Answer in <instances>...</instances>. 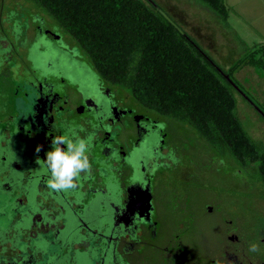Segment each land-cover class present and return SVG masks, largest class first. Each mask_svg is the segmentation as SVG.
I'll return each instance as SVG.
<instances>
[{
  "label": "flooded vegetation",
  "instance_id": "obj_1",
  "mask_svg": "<svg viewBox=\"0 0 264 264\" xmlns=\"http://www.w3.org/2000/svg\"><path fill=\"white\" fill-rule=\"evenodd\" d=\"M186 127L196 132L102 76L41 10L7 9L0 264H264L261 161L185 136ZM73 131L90 138V168L75 189L53 191L44 160L53 139Z\"/></svg>",
  "mask_w": 264,
  "mask_h": 264
},
{
  "label": "trees",
  "instance_id": "obj_2",
  "mask_svg": "<svg viewBox=\"0 0 264 264\" xmlns=\"http://www.w3.org/2000/svg\"><path fill=\"white\" fill-rule=\"evenodd\" d=\"M90 58L98 72L142 104L193 128L235 157L264 155L238 112L232 76L250 52L222 68L152 0H32ZM227 20L225 0H200ZM264 55V46L259 50ZM264 72V57L256 58ZM263 67V68H261Z\"/></svg>",
  "mask_w": 264,
  "mask_h": 264
},
{
  "label": "rangeland",
  "instance_id": "obj_3",
  "mask_svg": "<svg viewBox=\"0 0 264 264\" xmlns=\"http://www.w3.org/2000/svg\"><path fill=\"white\" fill-rule=\"evenodd\" d=\"M152 1L197 40L222 68L231 67L249 52H253L252 60L247 57L248 61L234 73L232 79L237 88L235 97L238 115L252 139L264 144V72L255 61L256 58L264 57L259 51L264 46V0L260 2L261 6H257L256 0H225L228 7L227 20L200 0ZM15 7L26 11L40 10L32 0H0V20L7 9ZM41 13L46 23L55 24L50 15L43 11ZM71 42L76 44L72 38ZM186 128L185 136H198L197 132ZM179 135L183 134L179 126H175V136ZM198 152L203 156L209 150L203 147ZM237 162L234 160V169L240 168ZM256 167L251 164L245 170L248 179L252 181H256Z\"/></svg>",
  "mask_w": 264,
  "mask_h": 264
},
{
  "label": "clouds",
  "instance_id": "obj_4",
  "mask_svg": "<svg viewBox=\"0 0 264 264\" xmlns=\"http://www.w3.org/2000/svg\"><path fill=\"white\" fill-rule=\"evenodd\" d=\"M90 150V138H81L74 131L53 139L44 160L48 188L57 192L75 189L81 173L90 168ZM249 250L256 252L257 246L252 244Z\"/></svg>",
  "mask_w": 264,
  "mask_h": 264
},
{
  "label": "crops",
  "instance_id": "obj_5",
  "mask_svg": "<svg viewBox=\"0 0 264 264\" xmlns=\"http://www.w3.org/2000/svg\"><path fill=\"white\" fill-rule=\"evenodd\" d=\"M262 0H256V2H257V6H261V2Z\"/></svg>",
  "mask_w": 264,
  "mask_h": 264
}]
</instances>
